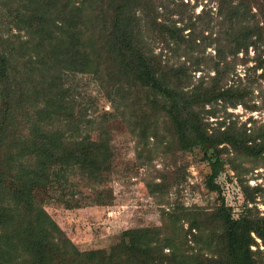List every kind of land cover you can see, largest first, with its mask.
Segmentation results:
<instances>
[{
    "label": "trees",
    "instance_id": "1",
    "mask_svg": "<svg viewBox=\"0 0 264 264\" xmlns=\"http://www.w3.org/2000/svg\"><path fill=\"white\" fill-rule=\"evenodd\" d=\"M160 1H0L6 34L16 32L0 35V264H264L251 249L256 239L264 246V213L249 208L234 219L223 200L208 211L169 203L141 245L125 233L119 257L85 256L44 208L53 197L79 208L75 179L110 169L105 124L119 118L137 135H149L158 120L170 123L181 151L200 148L209 162L210 192L220 193L214 179L229 166L254 202L244 165L264 168V123L237 126L218 114L257 108L244 83L262 67L243 79L235 69L237 54L262 41L264 25L247 0H214L218 24L206 37V27L184 15L183 0ZM213 44L214 55H206ZM78 75L97 82L112 112L96 114L95 98L73 83ZM160 179L147 183L151 194L164 192Z\"/></svg>",
    "mask_w": 264,
    "mask_h": 264
},
{
    "label": "rangeland",
    "instance_id": "2",
    "mask_svg": "<svg viewBox=\"0 0 264 264\" xmlns=\"http://www.w3.org/2000/svg\"><path fill=\"white\" fill-rule=\"evenodd\" d=\"M232 1L237 3L240 0ZM160 2L163 3V0ZM183 3L184 15L192 16L193 21L196 20V23L206 27L204 36L209 37L212 27L218 24L217 2L183 0ZM247 3H251V12L254 14L255 21L260 26L264 25L262 3L252 0H247ZM171 7L174 5L171 4ZM159 10L160 13L164 12L163 8ZM197 15L201 16L200 20L197 19ZM177 17L174 15L172 19L175 20ZM8 21L4 8L0 5V35L3 38L16 34L12 31L6 34L9 28L5 24ZM162 21V18L158 19L159 23ZM187 32L184 34L187 35ZM153 33L154 36L158 35L157 30ZM20 36L24 37L23 33ZM212 38H214L213 34ZM261 38L262 41L259 44L248 48L246 55L243 52L237 54L239 62L235 69V73L243 79L245 70L252 69L256 64L262 67L251 73L250 79L244 83L245 86L254 89L251 100L247 103L255 104L257 108L248 110L243 105H237L235 108H226L229 115L218 114L220 119L225 118L238 123L237 126L243 123L250 126L253 121L257 122L256 125L264 123V107H262L264 34ZM154 48L155 53L159 54L161 45L155 44ZM215 48V44L208 46L205 54L214 55ZM203 70L195 74V79L203 75ZM210 74L213 75L212 72ZM73 81L80 86V91H83L84 95L86 93L95 98L97 115L112 112L111 105L99 93L97 82L91 77L78 75L73 78ZM160 113V111L156 112L163 118ZM209 121H215V119L212 118ZM155 123L154 129L149 131L150 136L137 135L131 131V127L124 119H109L105 127L109 131L113 154L110 169L90 173L83 181L75 179L77 198L82 201L79 203V208L66 209L62 204L54 201L55 197L47 198L45 201V210L85 256L100 257L113 253L119 257L123 249L122 239L129 231L132 242L135 245H141L144 229L161 224V211L163 208H171L169 203H181L185 207L196 206L208 211L221 204L223 200L224 205L231 209L234 219L240 217L249 208H252L254 214L264 213V168L252 169V165H244V168L249 171L243 179L245 185L249 187L250 195L254 197V202L247 201L235 173L229 166L219 168L215 176L214 181L220 193L210 192L205 187V180L211 174V168L209 162L204 160L202 150L195 148L181 151L179 144L173 138L170 123L162 120ZM92 135L94 137L95 133L92 132ZM160 178L164 179V192L151 194L147 183H157L161 181ZM257 188H261V191H256ZM256 242L258 244L251 249L258 250L264 260V246L259 239H256Z\"/></svg>",
    "mask_w": 264,
    "mask_h": 264
}]
</instances>
